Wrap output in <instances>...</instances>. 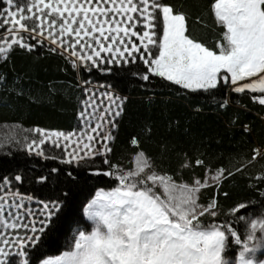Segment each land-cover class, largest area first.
<instances>
[{
  "label": "snow or ice",
  "instance_id": "6c2138e0",
  "mask_svg": "<svg viewBox=\"0 0 264 264\" xmlns=\"http://www.w3.org/2000/svg\"><path fill=\"white\" fill-rule=\"evenodd\" d=\"M2 2L0 61L7 65L13 54L31 56L40 48L59 54L79 76L82 101L73 131L34 126L0 138V156L58 161L34 178L24 169L0 176V264H264V171L248 176L255 203L234 202L225 212L219 199L222 182L247 173L264 158V147L233 165L235 171L220 167L186 182L145 150L135 153L134 168L114 161L115 130L128 99L118 92V76L146 84L159 78L178 97L223 92L217 111L231 105L233 94H248L264 107V0H211L209 14L223 29L211 47L186 34L187 14L169 0ZM97 73L106 82H93ZM25 76L17 73L9 83L0 72V85L11 98L30 99L31 88L16 83ZM131 144L139 147L140 140ZM46 145L60 154L50 157ZM25 181L58 193L35 199L20 191ZM101 181L114 186L106 191L97 187ZM210 186L217 194L202 202ZM69 230L68 250L44 258ZM230 243L238 247L234 260Z\"/></svg>",
  "mask_w": 264,
  "mask_h": 264
},
{
  "label": "trees",
  "instance_id": "16d2710c",
  "mask_svg": "<svg viewBox=\"0 0 264 264\" xmlns=\"http://www.w3.org/2000/svg\"><path fill=\"white\" fill-rule=\"evenodd\" d=\"M169 2L176 10L187 14L186 34L190 33L191 38H196L206 46H213L214 39L223 29L214 24V16L209 14L211 0ZM4 71L7 72L9 83L17 73L21 76L27 73L24 79H18L16 83L24 89L31 88L32 95L30 99L23 97L16 100L7 95V85H0V138H4L2 134L6 128L13 135L20 129L34 126L64 132L76 128L82 95L77 88L79 76L71 68L70 61L40 48L31 56L13 54L7 65L0 61V72ZM93 81L104 83L106 78L103 74H96ZM107 82H112L111 77L107 78ZM117 83L119 94L128 99L119 128L115 130L114 161L120 159L126 167H130L131 157L137 151L145 150L162 168L173 170L176 176L183 178L178 182L194 180L197 176L203 180L206 174H212L220 167L235 171L242 161L252 159L255 149L264 147V107L251 101L248 94H233L231 105L217 111L215 103L217 99H222L223 92L215 98L196 94L178 97L159 78L152 84H146L138 79L118 76ZM142 84L145 86L141 87ZM149 96L154 97L151 102L147 99ZM243 125H247L251 131L245 132ZM133 137L140 140L139 147L131 144ZM196 158L203 159L204 165H195ZM57 163L52 159L47 162L42 158L27 160L23 155L15 158L0 156V176H14L17 171L24 169L26 175L34 178ZM180 163L184 164L183 169ZM261 171H264V158L254 161L243 176L236 175L222 182L219 199L225 212L227 206L234 202L255 203L258 200L248 188V184L255 180L249 181L248 176L254 178ZM113 186L103 181L97 185L105 189ZM20 191L36 199H54L58 193V189L51 185L40 188L28 181L20 187ZM225 192L230 194L226 200ZM216 194V188L210 186L204 191L202 202H207ZM253 211L249 209V213ZM70 234L71 230L48 245L45 257L63 252L71 242ZM229 250L232 258L238 247L230 243Z\"/></svg>",
  "mask_w": 264,
  "mask_h": 264
},
{
  "label": "rangeland",
  "instance_id": "374dc122",
  "mask_svg": "<svg viewBox=\"0 0 264 264\" xmlns=\"http://www.w3.org/2000/svg\"><path fill=\"white\" fill-rule=\"evenodd\" d=\"M3 6H5L4 4H3V2H2V0H0V7H3ZM3 31H6V29H4ZM34 42V41H33ZM136 42H138V40L136 41ZM97 74H100V73H97ZM94 82V81H93ZM81 101H82V97L80 98V101H79V111L81 110ZM102 110V109H101ZM78 114H79V112H78ZM77 124H78V116H77ZM77 124H76V128H77ZM75 128V129H76ZM6 129H8V128H6ZM5 129V130H6ZM3 131V134H2V137H6V136H9V135H13L12 133H10V131H8V130H6V131ZM64 132V131H63ZM66 133V132H65ZM46 147V154H48L50 157L51 156H58L59 154H60V150H55V151H51L50 150V148H51V146L50 145H46L45 146ZM131 165H130V168H134L135 167V155L134 156H132L131 157ZM212 174H214V173H212ZM208 175H210V174H208ZM13 190H15V189H13ZM106 191L107 190H110V189H105ZM95 194V193H94ZM36 199V198H35ZM25 206L26 207H31L33 210H35L39 205L37 204V203H35V202H32L30 205L28 204V202L27 201H25ZM72 242V241H71ZM71 242L69 243V245L71 244ZM68 245V246H69ZM66 250H68V247L64 250V251H66ZM61 254V253H60ZM59 254V255H60ZM57 256V255H56ZM45 258H47V257H45ZM261 258H264V256H262ZM230 259H233L234 260V256L232 257V258H230Z\"/></svg>",
  "mask_w": 264,
  "mask_h": 264
}]
</instances>
